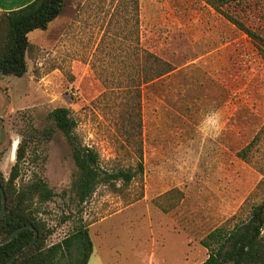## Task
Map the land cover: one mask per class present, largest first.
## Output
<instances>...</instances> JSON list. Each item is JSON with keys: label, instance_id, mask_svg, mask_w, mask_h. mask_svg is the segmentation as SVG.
Returning <instances> with one entry per match:
<instances>
[{"label": "rangeland", "instance_id": "rangeland-1", "mask_svg": "<svg viewBox=\"0 0 264 264\" xmlns=\"http://www.w3.org/2000/svg\"><path fill=\"white\" fill-rule=\"evenodd\" d=\"M132 7L131 0H63L53 22L28 32L25 72L0 75V172L6 179L22 143L16 182L37 175L55 193L39 205L46 245L85 225L86 264H197L206 256L199 239L244 218L243 201L264 179V46L204 0ZM221 9L264 39V0H228ZM136 47L172 66L138 87L141 172L114 189L98 184L76 205L71 150L48 113L68 109L102 169H134L138 157L118 115Z\"/></svg>", "mask_w": 264, "mask_h": 264}, {"label": "trees", "instance_id": "trees-1", "mask_svg": "<svg viewBox=\"0 0 264 264\" xmlns=\"http://www.w3.org/2000/svg\"><path fill=\"white\" fill-rule=\"evenodd\" d=\"M228 0H204L218 11L237 29L244 32L254 42L264 46V39L244 25L242 21L221 9ZM136 13L137 0H131ZM63 0H31L27 4L8 11H0V75L20 77L26 70V57L31 49L27 39L28 32L44 30L48 23L59 16ZM137 59L135 73L129 79L126 93L128 101L118 115L119 130L123 140L132 145L138 160L135 168L104 170L100 167L96 152L81 144L74 132V120L65 107H55L48 116L54 127L63 134L76 167V175L71 189L75 204L84 202L98 184L116 188L114 182L127 184L136 173L141 172L139 85L149 82L172 69V66L144 48L136 47ZM264 56V55H263ZM129 89V90H128ZM252 138L239 151L241 157L252 145ZM24 154L22 143L14 151V162L5 179L0 172V187L4 193L3 212L0 216V239L17 226L29 224L37 231L35 241L24 252L13 259L11 264H86L91 252V241L85 225H73L70 232L59 241L46 245L49 228L38 216L39 205L50 200L54 191L37 175L25 182H16L19 161ZM261 195L257 201H249L252 196ZM246 206L244 218L231 227L224 224L210 229L199 239L206 249L205 258L197 264H264V179H259L253 190L243 201ZM78 212L80 209H78ZM70 212L65 217H70ZM32 236L30 229H21L7 242L0 244V264L6 260Z\"/></svg>", "mask_w": 264, "mask_h": 264}, {"label": "water", "instance_id": "water-1", "mask_svg": "<svg viewBox=\"0 0 264 264\" xmlns=\"http://www.w3.org/2000/svg\"><path fill=\"white\" fill-rule=\"evenodd\" d=\"M4 193L2 191V188L0 187V216L3 212V206H4ZM21 229H30L32 231V236L29 239V241L27 243H25L21 248H19L18 250H16L7 260L4 264H11V262L13 261V259L15 257H17L19 254H21L22 252H24L26 249H28L31 244L35 241L36 236H37V231L34 229V227L32 225L29 224H24V225H20L15 227L14 229H12L4 238L0 239V244H3L5 242H7L16 232H18Z\"/></svg>", "mask_w": 264, "mask_h": 264}, {"label": "crops", "instance_id": "crops-1", "mask_svg": "<svg viewBox=\"0 0 264 264\" xmlns=\"http://www.w3.org/2000/svg\"><path fill=\"white\" fill-rule=\"evenodd\" d=\"M30 1L31 0H0V11L16 9L27 4ZM56 18H54L53 20H55ZM53 20L51 22H53Z\"/></svg>", "mask_w": 264, "mask_h": 264}]
</instances>
